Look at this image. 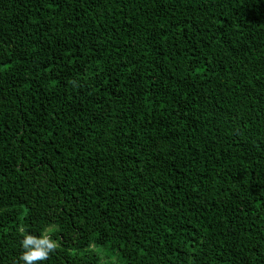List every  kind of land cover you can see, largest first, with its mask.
<instances>
[{"label":"trees","instance_id":"obj_1","mask_svg":"<svg viewBox=\"0 0 264 264\" xmlns=\"http://www.w3.org/2000/svg\"><path fill=\"white\" fill-rule=\"evenodd\" d=\"M51 226L42 264H264V0H0V264Z\"/></svg>","mask_w":264,"mask_h":264},{"label":"clouds","instance_id":"obj_2","mask_svg":"<svg viewBox=\"0 0 264 264\" xmlns=\"http://www.w3.org/2000/svg\"><path fill=\"white\" fill-rule=\"evenodd\" d=\"M55 226L46 229L39 237L33 234L24 233L21 241L23 252L20 260L23 264H37V262H44L48 259L50 253L57 248V243L48 234L49 231H55ZM23 232L24 230L21 229Z\"/></svg>","mask_w":264,"mask_h":264}]
</instances>
